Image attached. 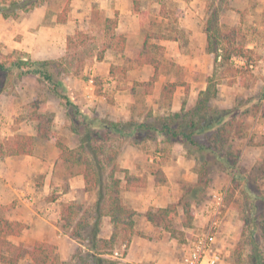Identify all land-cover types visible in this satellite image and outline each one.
<instances>
[{
    "label": "crops",
    "instance_id": "crops-1",
    "mask_svg": "<svg viewBox=\"0 0 264 264\" xmlns=\"http://www.w3.org/2000/svg\"><path fill=\"white\" fill-rule=\"evenodd\" d=\"M72 1L80 2L79 0ZM133 1L84 0L82 2L96 4V8L102 12L104 17L116 19L115 32L120 30L119 34L124 35L127 41L128 36L135 37L139 34V26L142 25L138 22V11L134 10ZM156 3L160 6L163 5L162 0H156ZM189 3L191 4V2ZM190 4L189 6H191ZM46 11V7L39 6L27 14L25 13L26 17L20 18V21H16V19L9 21L0 16V45H6L9 52H24L32 60L62 58L63 52H66V38L69 36V30H72L65 24L67 21L63 24L56 23L55 15L53 23L45 25L43 21ZM188 12L189 16L197 15V12L195 14ZM185 26L188 31L187 49L180 46L179 40H154L155 45L164 49L163 57L166 60V69L163 72V64L158 59L157 80L152 91L144 98L146 109L142 108L137 113L135 109H132L134 101H132V94L129 92L132 87L121 90L117 88L114 95L116 109L113 108L112 121L118 119V121L126 123L131 120L138 122L148 112H151L152 115H165L179 112L183 102H185V109L195 104L199 92L204 91L207 87L206 77L212 75L214 58L206 51V35L203 27L192 23ZM61 42H63L62 47H57V44ZM249 48L253 47L249 46ZM40 54H43V57H39ZM100 63L102 62H98L97 65ZM176 72L179 73V77L175 76ZM152 74L151 66L136 64L126 76V85L146 82ZM93 75H95V70L91 68L90 76ZM110 83L114 84V80ZM168 83H176L177 86L168 105L164 106L162 89ZM66 84L68 87L67 81ZM216 87L217 94L212 100L214 106L220 109L233 108L236 97H240L239 93L242 92V88L234 84L229 86L223 82L218 83ZM99 100V96L86 92L79 103L78 100H75V103L81 104L82 110L89 111ZM260 123L257 119V124L249 127L247 121L244 124L246 132L244 137L234 141L236 149L240 150V160L242 158L250 159L248 162L251 165L258 164L259 161L256 162V160L259 154L264 151V123L262 120ZM34 133L29 135H34ZM261 136L263 137L262 141L256 145ZM126 139L120 146L116 159L117 165L121 169L127 170L130 175L146 177L144 187L121 192L125 204L134 212V235L126 241L117 237L114 243H98L97 249L92 248L91 242L87 243V240L82 241L72 236V228L80 221L86 223L84 224L86 225L85 229L93 228L97 191L92 189L84 192L83 176L77 175L68 176L70 180L65 188L53 193L52 174L55 163L60 165L58 156L51 163V169L48 170L43 168L41 161L39 164H33L34 168H32L30 165L32 154L31 156L0 159V207L9 209L6 214L9 222L21 226L19 234L7 236L6 239L16 246L19 244L34 246L36 243L52 246L53 264H57V261L60 264L70 261L72 264H81L79 256L85 257L86 253H88L86 259L94 262L92 264H107L109 261L114 264H181L183 239L185 238L182 236L187 235L189 228L194 224L199 225L203 221L202 208L197 209L191 204L193 217L190 220V227L185 226L183 221L177 222L173 219V227L178 230L177 236L166 228L164 222L156 218L155 213L158 210L171 207L174 209V218L178 217L181 220V217H184L182 197L187 193L188 188L190 189L198 183V163L181 144L174 143L167 146L162 137L138 143H135L132 137ZM77 146L78 144L74 148ZM149 147L151 151L148 150ZM69 148L73 149V147ZM254 149L255 151H253ZM34 174H38L40 179V183L36 185L32 178L35 176ZM222 174L224 173H214L213 178ZM120 177L122 178V176ZM162 179H164L163 182ZM212 182L215 183V181ZM78 201L83 205V209H89L88 218H77L78 214L80 215V212L78 213L76 210ZM66 204H73L76 211L74 222L69 229L64 228L62 221V208ZM113 230L110 217L103 215L98 225L96 239L109 240ZM84 231L81 232L82 235L85 234ZM228 232V222L223 218L218 235L219 247L223 254L222 260L227 253L224 244L228 238ZM26 262V260H21L18 264H26Z\"/></svg>",
    "mask_w": 264,
    "mask_h": 264
},
{
    "label": "trees",
    "instance_id": "trees-1",
    "mask_svg": "<svg viewBox=\"0 0 264 264\" xmlns=\"http://www.w3.org/2000/svg\"><path fill=\"white\" fill-rule=\"evenodd\" d=\"M72 0H59L55 20L58 24L67 21ZM50 0H0V16L3 19H17L21 14L28 13L35 8L46 5ZM135 11H138V1H133ZM218 9L211 12L204 24L206 35V51L213 55L214 67L211 76L206 77L207 87L199 92L195 104L185 109V102L179 112L165 115L145 114L141 121L129 122L110 121L105 119L90 118L83 113L69 95L66 78L70 71L66 67L64 57L49 60H32L24 52L12 51L0 55V94L6 89L10 80H21L32 77L36 81V87L43 88L47 93L56 98L71 121V132L77 137L78 146L69 148L53 129V117L47 111H39L36 101L26 108L27 118L33 122L34 135L14 134L0 138V159L5 157L31 156L36 148L37 141L51 142L59 152L58 160L61 167L69 177L82 175L85 183L84 192L95 189L97 201L93 215V228L85 229L83 221L77 223L71 231L72 236L82 241L91 242L92 248L97 249L98 243H114L117 237L126 241L134 235V212L128 208L121 197L123 190H134L146 185L145 176L130 175L125 169H121L116 159L120 147H116L110 140H124L132 137L135 143L155 140L162 137L164 144H181L198 163V183L190 187L189 192L182 197L184 215H188L185 226L190 227L193 217L191 202L185 201L186 195L198 189L206 192L210 188V175L212 173H224L231 176L230 195L235 193L233 184L241 185L244 204L243 226L240 227L238 239L245 230L249 233V243L254 252L255 264H264V207L257 214V202L264 205V193L257 186L254 176L249 173H240V151L234 149L235 140L244 137V117L257 110V101L252 98L238 103L231 109H218L211 102L217 94L219 78L230 75L232 78L228 85L244 86L243 74L249 68V59L252 49L244 47L239 40L235 29L224 31L217 24ZM90 21L97 23L102 31L107 33L111 43L116 42L117 47L123 49L126 43L124 35L115 32L116 19L103 16L96 7L92 8ZM216 23V24H215ZM142 26V25H141ZM83 36L75 32L66 38V53L73 46V40ZM155 40L168 39L163 36L153 37ZM149 35H145L143 44L138 51L135 62L138 66L149 65L153 68V74L146 82L133 83L144 89V95L149 94L158 77L159 61L149 54L148 48H160L157 45H148ZM176 40V39H170ZM244 61L243 66L235 64L234 60ZM102 60V55L97 57ZM219 75V76H218ZM218 76V77H217ZM230 80V79H229ZM177 86L176 83H168L163 89V100L168 101ZM208 136V143H201L198 137ZM110 141V142H111ZM255 174V173H254ZM122 176V178L120 177ZM164 179H162V182ZM253 186V187H252ZM8 208L0 207V263L18 264L26 260V264H53V247L45 243H36L34 246L24 244L13 245L6 237L17 235L21 226L9 222L6 218ZM173 208L158 210L155 215L164 222L166 228L175 236L176 229L173 224ZM76 214L73 204H66L62 208V221L64 228L69 229L74 222ZM103 215L109 216L114 227L111 238L107 241L97 240L98 225ZM84 231V235L81 232ZM88 253L84 254L88 257ZM90 256V255H89ZM85 258L79 256V262L85 264ZM107 264H114L109 261Z\"/></svg>",
    "mask_w": 264,
    "mask_h": 264
},
{
    "label": "rangeland",
    "instance_id": "rangeland-1",
    "mask_svg": "<svg viewBox=\"0 0 264 264\" xmlns=\"http://www.w3.org/2000/svg\"><path fill=\"white\" fill-rule=\"evenodd\" d=\"M79 1L80 2L77 3L71 1L70 11L65 24L72 30H69V35L80 32L83 36L74 39L73 46L67 54L63 52L62 57H64V63L70 71V75L66 80L69 84L68 91L70 97L78 100V103L86 92L93 93L100 97V100L96 102L97 104L89 111L86 109L82 110V108H80L82 105L77 104L79 109L90 118L112 121L111 116L113 115V108L116 109V107H114L116 102L114 99L115 90L117 88L121 90L133 87V85H126V76L130 69L136 65L135 55L141 48L146 34L151 37V39L148 40V45H155V39L153 37L163 36L168 39L179 40L180 46L182 45L186 48L188 43V31L185 25H189L190 23L196 24L197 26H202L204 30L205 21L208 19L210 13L218 9L217 24L221 25L224 31L235 29L242 45L248 49H250L249 46L253 47L252 54L249 56L250 59L248 61L249 65L251 64L253 66V69L248 68L246 73L243 74L244 86H238L242 88V92L239 93L240 97H236L234 106L250 98L258 100L257 110L244 117V124L248 121L249 127H251V125L255 126V124H257V119L258 123H260L261 120L264 123V0H162L163 5L161 6L156 3V0H135L138 1L139 4L137 12L139 17L138 22L141 23L142 26H139L140 29L137 36L127 37L123 49L117 47L116 42L111 43V48H107V46L110 45L107 33L102 31L101 28L97 26L96 22L92 23L90 21L92 8L97 7V5L91 2H82L84 0ZM189 2H191V4ZM58 3L59 0H50L49 7L43 5L47 9L46 17L43 21L45 25L53 23L52 20L55 17L54 15L57 11ZM189 4L191 6H189ZM188 11L194 14L197 12V15L195 17L189 16ZM185 12L188 13L185 14ZM26 14H21L16 21H20V18L26 17ZM8 20L10 21V19ZM120 32V30L116 31L118 34ZM15 39L17 40L18 38L16 37ZM59 44H57V47H62L63 42ZM148 51L152 57L162 62V70L164 72L166 69V60L163 57L164 49L162 47L154 49L152 46H149ZM8 53L10 52L6 49V45H0V55ZM100 55H102V60L98 61L97 57ZM39 57H43V54H40ZM98 62L102 63L97 65ZM234 62L238 66L244 65V61L239 59H235ZM91 68L95 70L92 84L88 83ZM175 74L177 77L180 76L178 72ZM231 79L230 75L227 74L225 78L220 77L218 83L223 82V84H228L232 81ZM113 80L114 84H111L110 81ZM129 92L132 94V101H134L132 109H135L136 113L142 108L146 109L144 104V98L146 96L143 94L144 89L139 86H134V90ZM75 100L73 101L75 102ZM32 101L37 102L36 104L40 107L39 111H47L52 115L53 129L58 133L65 144L74 148L78 144V140L70 130L72 123L69 116L56 98L47 93L43 88L36 87L34 78H24L21 80L12 79L10 83L6 85V89L0 94V137H7L18 133H34L33 122L27 118L26 112V108L31 105ZM211 104L214 106L212 102ZM163 105L167 106L166 102H164ZM214 107L218 108L217 106ZM116 121H118V119ZM262 138L261 136V139L257 140L256 145L262 141ZM207 139L208 136L206 135L198 137V141L201 143H208ZM124 140L127 139L125 138ZM124 140H115V142L110 140L111 142L109 141L108 143L120 147ZM232 146L236 149L234 142ZM148 150L151 151V148L149 147ZM253 151H255V149ZM57 156L58 151L54 144L45 141H37L36 148L31 156L30 165L34 168L33 164L42 162L43 168L49 170L51 169V163L57 159ZM259 156L256 160V162L259 161L258 164L255 163L251 165L250 162H248L250 159L247 160L242 158L239 166L240 173H249L256 178L257 186H259L260 191L264 193V151L261 152ZM213 174L214 173L210 175L211 189L209 188L206 192H201L196 189L194 192L186 195L185 201H193L191 204L199 209L204 208L205 205L210 203L212 193L222 194L224 200L223 218L229 225L228 238L225 240L226 243L224 244L227 253L223 257L222 264H255V259L253 257L254 252L252 245L249 243L248 230H245L244 235L238 239L239 229L243 226V219L245 218L243 212L245 202L243 198L246 196L242 192L243 189L241 185L236 182L233 184L236 191L233 195H230L229 187L231 184V176L222 174L213 178ZM38 177V174L32 177L35 185L40 183ZM52 177V186H54L53 193L57 190L64 189L70 180L64 169L57 162L54 165ZM212 181H215V183ZM189 190L188 188L187 191L189 192ZM79 203L80 201L76 203V205H78L76 210L78 213L80 212L77 218H88L89 209H83V205ZM256 205V213L259 214L264 205L259 202H257ZM181 218L180 220L178 217H173L177 222L183 221V223H187L189 216L185 214L184 217ZM177 231L176 228V232ZM184 236L186 237L187 235L184 234L182 238H184ZM84 256L85 260L83 262L85 264L94 263L90 262V259H86V255ZM57 264H60V262L57 261ZM63 264L72 263L70 261L63 262Z\"/></svg>",
    "mask_w": 264,
    "mask_h": 264
},
{
    "label": "built area",
    "instance_id": "built-area-1",
    "mask_svg": "<svg viewBox=\"0 0 264 264\" xmlns=\"http://www.w3.org/2000/svg\"><path fill=\"white\" fill-rule=\"evenodd\" d=\"M248 67L253 69L251 64ZM89 83H93V76L89 77ZM210 199V203L201 210L203 221L199 225L194 224L190 227L189 233L184 238L181 264H221L222 262L218 235L223 219V195L212 193Z\"/></svg>",
    "mask_w": 264,
    "mask_h": 264
}]
</instances>
